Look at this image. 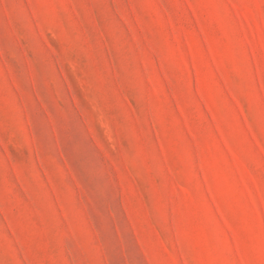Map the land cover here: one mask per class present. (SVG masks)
<instances>
[{
  "label": "rangeland",
  "instance_id": "obj_1",
  "mask_svg": "<svg viewBox=\"0 0 264 264\" xmlns=\"http://www.w3.org/2000/svg\"><path fill=\"white\" fill-rule=\"evenodd\" d=\"M0 264H264V0H0Z\"/></svg>",
  "mask_w": 264,
  "mask_h": 264
}]
</instances>
